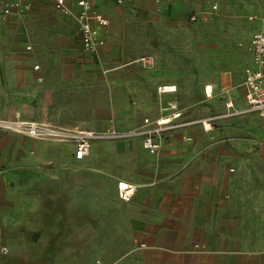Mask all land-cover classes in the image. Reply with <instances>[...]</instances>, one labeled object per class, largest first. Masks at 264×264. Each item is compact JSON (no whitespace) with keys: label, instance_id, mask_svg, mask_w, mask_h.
<instances>
[{"label":"crops","instance_id":"0c3cea01","mask_svg":"<svg viewBox=\"0 0 264 264\" xmlns=\"http://www.w3.org/2000/svg\"><path fill=\"white\" fill-rule=\"evenodd\" d=\"M65 1L76 10V0ZM91 1L108 22L100 29L104 45L98 56L83 52L73 22L78 38L74 50L84 57L53 55L32 65L36 72L25 73L43 94L53 96L62 89L73 102L95 111L72 110L59 118L50 112V103L36 114L20 105L0 113V119L124 131L144 118L165 116L168 102L182 112L181 120L221 114L228 100L236 109L244 107L243 87L240 96L232 94V87L241 77L243 84L244 69L251 65L247 52L243 70H232L229 62L228 75L215 73L204 80L190 73L187 60L174 65L172 56L161 60L154 53L134 55L125 48L131 29L138 27L149 35V43L155 42L159 33L185 23L203 0H127L121 5ZM29 10L2 17L22 19ZM39 39L43 43L45 35ZM140 58H148L151 66H143ZM59 59L70 65L58 67ZM160 86L174 89L158 93ZM206 86H211L208 96ZM237 117L220 119L209 132L199 125L166 132L156 156L137 139L94 142L81 160L84 166L71 165L70 145L0 133V249L6 248L5 254L44 255L52 252L51 245L62 248V239L84 237L102 240L98 264H264V199L252 198L250 183L245 185L249 197H236L235 157L221 138L215 139L222 123ZM77 174L83 175V198L77 195ZM118 183L135 187L128 201L119 198ZM46 239L59 243L46 246ZM113 239L125 240L123 247L118 242L116 249H105Z\"/></svg>","mask_w":264,"mask_h":264},{"label":"rangeland","instance_id":"374dc122","mask_svg":"<svg viewBox=\"0 0 264 264\" xmlns=\"http://www.w3.org/2000/svg\"><path fill=\"white\" fill-rule=\"evenodd\" d=\"M29 8V13L22 19L3 18L0 10V113L4 114L13 107L20 108V105L26 112L41 113L49 103L50 112L59 118L68 117L72 110L81 114L95 111L73 102V96L64 95L62 89L53 96L43 94L32 82L30 74L25 73V70L36 72L32 65L43 60L46 62L53 55L84 57L74 50L78 38L71 16L57 13L50 0H34ZM192 13L196 14L195 21L190 19ZM261 18H264V0H203L186 15L185 23L175 31L159 33L155 42L149 43V35L138 27L131 29L126 34L125 48L134 55L154 53L161 60L172 56L174 65L187 60L190 73L206 80L215 73L228 75L229 62L232 70L238 71L241 66L243 70L248 63L245 45L251 34L259 29ZM41 34L45 35L43 43L39 39ZM29 45L31 49H27ZM56 64L58 67L70 65L60 59ZM49 65L48 71L52 73V64ZM241 83L242 77L232 87L235 96L241 95ZM22 86L24 89L20 91ZM93 90L97 91L96 85ZM97 96L98 92H94V97ZM221 98L223 100L225 96ZM217 137L224 141L225 150L235 157L236 197H249L245 185L250 183L252 198L264 199V121L255 114L225 121L215 139ZM59 145L70 152L63 144ZM71 165L84 166V161H74ZM81 179L83 175L77 174V195L83 198ZM45 241L46 246L61 242L62 248L51 245L48 248L52 252L44 255L0 253V264H98L101 259L102 240L99 238ZM118 242L123 247L125 240H109L105 249H116Z\"/></svg>","mask_w":264,"mask_h":264},{"label":"built area","instance_id":"2783aa9c","mask_svg":"<svg viewBox=\"0 0 264 264\" xmlns=\"http://www.w3.org/2000/svg\"><path fill=\"white\" fill-rule=\"evenodd\" d=\"M33 0H0L2 16L7 17L13 13L20 14L29 8ZM117 4H123L127 0H115ZM56 12L64 16H71L76 25V31L81 43L83 52L92 57H97L104 40L101 37L100 29L107 27L106 18L93 7L91 0H76L75 11L67 6L65 0H51ZM191 21L196 17L191 16ZM242 47V45H238ZM29 49V47L27 48ZM245 49L251 56V65L244 69L243 90L244 107L236 109L233 103L225 102V111L221 114L209 116L199 120H181L182 112L173 102H168L164 109L165 116L149 119L144 118L141 124L135 128L120 131L113 126L106 127L100 131L83 130L56 126L49 123L29 122L22 120L0 119V133L12 132L22 134L36 140L54 141L70 145L72 157L75 161H81L90 153L91 145L94 142H125L132 139L140 141L142 148L152 156H156L161 149V138L169 131L199 125L204 132L211 131L220 119L255 114L264 121V18L260 20V29L251 35ZM143 66H151L148 58H140ZM38 66H34L36 70ZM173 87L160 86L158 93L173 91ZM211 86L204 88V94L208 96ZM230 172H233L231 169ZM118 196L123 201H128L134 194L135 187L125 183L117 184ZM0 252L5 254L6 248Z\"/></svg>","mask_w":264,"mask_h":264}]
</instances>
